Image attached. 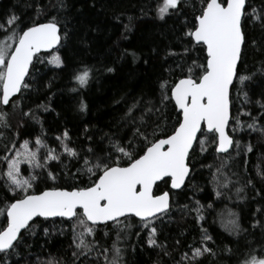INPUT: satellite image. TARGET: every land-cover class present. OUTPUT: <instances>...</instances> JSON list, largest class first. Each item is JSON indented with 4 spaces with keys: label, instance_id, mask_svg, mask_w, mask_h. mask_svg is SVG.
I'll return each instance as SVG.
<instances>
[{
    "label": "snow or ice",
    "instance_id": "snow-or-ice-1",
    "mask_svg": "<svg viewBox=\"0 0 264 264\" xmlns=\"http://www.w3.org/2000/svg\"><path fill=\"white\" fill-rule=\"evenodd\" d=\"M65 7L64 0L48 6L37 4L35 16L27 21L13 13L0 23V165L4 166L0 169V181L5 189V206L0 207V217H3L0 264H12L11 258L19 256V248L27 245L28 238L35 236L38 228L42 227L48 236L49 228L44 225L50 222L55 226L56 218L62 224L70 222L73 264L81 257L87 259L93 252L98 253L97 261L103 257V264H124L120 242L127 239L133 218L139 226L135 235L139 237L141 232H146L148 247L160 248L165 255H170L166 245L158 240L156 222H163L169 215L175 196L190 184L197 187L192 183L193 174L198 171L193 157H203L210 148L213 163H200L199 168L209 170L208 183L214 186L215 199L206 204L193 199L191 206L183 205L200 224L201 238L199 245H189V250L181 253L175 264H200L206 256L215 258L217 253L209 246L213 237L201 222L206 220V212L215 211L216 200L225 198L227 191L235 188L240 198L244 188L235 187L239 180L238 173L231 170L233 151L236 156L253 151L250 143L242 145L234 133L247 129L264 134V125L259 122L264 119V111L256 117L251 111L238 109L234 117L232 99L235 89L245 104L252 103L245 89L256 73L243 74L239 66L248 43L246 25L259 24L264 30V5L254 7L251 0H155V17L159 20L183 15L185 7L193 12L191 18L185 16L182 21L184 31L178 37L184 44L182 52L165 53V59H180L175 67H168L167 78L158 81V98L153 101L146 100L144 95L133 97L126 104L117 131L101 137L102 141L107 140L105 146L98 145L92 135L85 136L87 146H74L65 129L55 137L57 146L51 147L44 138L43 124L36 111L31 107L25 110L24 101L25 94L33 87L36 64L44 63L42 52L47 54V63L55 68L65 65L59 48L67 39V26L49 11L51 8L59 13ZM141 14L148 13L142 8ZM128 19L129 24L124 25L126 32L131 31L133 18ZM252 44L256 46V41ZM193 53L196 55L192 56ZM127 55L133 63L139 60L137 53L126 49L121 58ZM144 63L148 64V60ZM105 70L111 73L115 68ZM92 72L86 65L74 71L71 79L75 87L70 91L87 87ZM257 72L264 75V63ZM260 95L262 98L254 103L264 110V92ZM36 107L49 111L45 104ZM79 110L87 111L83 101ZM169 111L175 113L174 122ZM240 116L249 117L251 122L241 120ZM13 118H16L15 126ZM26 119L40 124L41 132L32 140L20 141L18 129ZM88 131L85 127L84 132ZM65 158L79 165L74 173L69 171ZM52 162L61 166V173L52 169ZM257 175L264 179V171L258 169ZM62 176L74 181L87 177V182L83 186L67 185L64 179L63 185L67 186H63L58 183ZM247 185H252L251 179ZM256 212L264 216V208L258 207ZM217 215L229 235L239 236L247 231L242 228L238 214L227 205ZM110 226L115 240L105 247L96 240V235L99 230L104 237H110ZM251 227L264 231V219H255ZM63 233L61 228L60 234ZM176 244L179 246L180 241ZM248 247L249 251L238 259V264H264V246L259 252L250 243ZM224 251L231 254L233 250ZM38 264L61 262L38 260Z\"/></svg>",
    "mask_w": 264,
    "mask_h": 264
},
{
    "label": "trees",
    "instance_id": "trees-1",
    "mask_svg": "<svg viewBox=\"0 0 264 264\" xmlns=\"http://www.w3.org/2000/svg\"><path fill=\"white\" fill-rule=\"evenodd\" d=\"M55 3L56 0H0V23L13 13L27 21L29 17L35 16V5L48 6ZM64 3L66 7L59 13L51 8L49 11L51 15H58L61 24L67 26V39L62 41L59 48L65 65L63 68H55L47 63V54L41 53L44 63L36 64L35 69H38V72L33 70L35 79L32 80V90L25 94V110L31 107L36 111L43 124L44 138L51 147L57 146L55 137L65 129L69 131L74 146H87L89 142L85 139L86 135H92L98 145L105 146L107 140L102 141L101 137L105 133L117 131L126 104L130 103L133 97L144 95L146 100L153 101L158 98V81L167 78L168 67H175V63L180 59H165V53L169 50L182 52L184 44L178 39L184 31L182 21L185 16L191 18L193 12L191 8L185 7L183 15L159 20L155 17V0H64ZM251 5L259 8L264 5V0H251ZM142 8L147 15L141 14ZM117 16L119 20L116 19ZM129 17L133 18L131 31L126 32L124 25L129 24ZM245 32L248 43L239 67L243 74L256 75L245 89L252 103L245 104L243 98L238 97L236 90H233V116L237 115L239 109L251 111L253 116L259 117L264 110L254 102L260 100V94L264 92V75L257 72L264 63V30L259 24L248 23ZM253 40L256 41V46H253ZM125 49L129 53H137L139 60L133 63L130 55L121 58ZM144 60H148V64H145ZM85 65L93 69L88 86L78 92L70 91L75 87L71 79L73 72ZM106 67H113L115 71L109 73L105 70ZM81 101L87 105L86 112L79 110ZM40 104L48 105L49 111L37 109L36 106ZM168 115L174 122L175 113L169 111ZM240 119L251 122L247 116H240ZM259 122L264 125V119ZM12 123L15 126L16 118H13ZM85 127L89 129L88 133L84 132ZM18 130L20 141L32 140L35 135L40 134L41 125L26 119L24 126ZM120 134L123 135L124 130H121ZM234 136L242 145L250 143L253 147L252 152L241 153L240 156H236L233 151L231 170L238 173L239 180L235 187L244 188V191L240 193V198H237L235 188H232L226 192L225 198L216 200L215 211L205 213L206 220L201 224L212 235L213 241L209 242V246L216 251L217 256H206L201 259L200 264H213V261L214 264H238V259H242L249 251V243L257 252L264 246V231L251 227L255 219H264V216L256 212L258 207L264 208V179L257 175L258 169L264 171V134L245 129L234 133ZM193 159L197 161L198 171L193 174L192 183L197 187L193 188L190 184L184 192L175 196L169 215L164 217L163 222H156L158 240L166 245L170 255H165L160 248L148 247L146 232H141L137 237L135 233L139 231V226L133 218V227L129 230L127 239L120 242L124 264H175L180 259V254L189 250V245H199L200 224L196 223L194 214H188L183 209V205L191 206L193 199H198L204 204L215 199L214 186L208 183L209 170L199 168L200 163H213L212 149L210 148L203 157L197 155ZM65 163L69 165V171L72 173L79 166L76 161H69L67 158ZM3 167L0 165V169ZM51 167L58 173L62 172L61 166L56 162H52ZM64 179H67V185L78 183L83 186L87 182V177L74 181L70 177L62 176L58 183L63 185ZM248 179L252 180V185L246 186ZM48 183L51 184V181ZM43 186L41 183L40 187ZM201 187L203 191L199 190ZM257 191L260 192L259 196L256 195ZM228 196L231 197L230 200L227 199ZM225 205L238 214L239 222L246 232L235 236L225 231L217 215L225 209ZM4 206L5 189L0 181V207ZM2 222L3 217H0V223ZM69 223H60V218H56L55 226L50 222L46 223L44 227L49 228L48 236L44 235L42 227L38 228L36 235L28 238L27 245L19 248V256L11 258L12 264L17 261L19 264H38V260L73 264V236ZM61 228L64 229L63 235L60 234ZM109 230L112 232L110 237H104L103 231L99 230L96 235V240L105 247L115 240L111 226ZM177 240L180 241L179 246L176 244ZM226 248H231L232 253L224 251ZM97 255V252H93L87 259L81 257L76 264H81V261L83 264H103V257L97 261Z\"/></svg>",
    "mask_w": 264,
    "mask_h": 264
},
{
    "label": "rangeland",
    "instance_id": "rangeland-1",
    "mask_svg": "<svg viewBox=\"0 0 264 264\" xmlns=\"http://www.w3.org/2000/svg\"><path fill=\"white\" fill-rule=\"evenodd\" d=\"M26 168V166H24ZM25 175H27V172H25Z\"/></svg>",
    "mask_w": 264,
    "mask_h": 264
},
{
    "label": "water",
    "instance_id": "water-1",
    "mask_svg": "<svg viewBox=\"0 0 264 264\" xmlns=\"http://www.w3.org/2000/svg\"><path fill=\"white\" fill-rule=\"evenodd\" d=\"M43 53V52H42Z\"/></svg>",
    "mask_w": 264,
    "mask_h": 264
}]
</instances>
